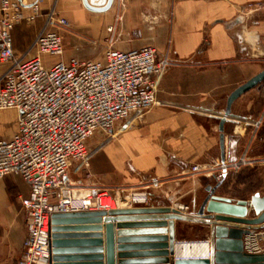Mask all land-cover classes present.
I'll list each match as a JSON object with an SVG mask.
<instances>
[{
	"label": "crops",
	"instance_id": "1",
	"mask_svg": "<svg viewBox=\"0 0 264 264\" xmlns=\"http://www.w3.org/2000/svg\"><path fill=\"white\" fill-rule=\"evenodd\" d=\"M14 1L21 4L25 17L12 32L18 55L32 47L55 8L59 18L70 22L68 29L50 28L62 36L65 62L72 58L102 61L109 49L129 52L146 47L169 57L174 65L156 79L157 103L142 123L126 131L117 124L109 137L100 140L93 149L88 169L71 162L67 180L79 198L87 192L113 190L121 185L125 196L131 198L121 202L118 208H133L127 202L134 194L147 191L149 200L144 206H170L178 210L188 207L185 214L195 213L207 195L206 188L216 182L202 174H192V168L222 160L219 124L225 116L228 98L236 90L231 87L248 82L264 70V0H113L105 12L87 9L83 0ZM87 1L95 8H103L108 3V0ZM37 3L39 10L35 15ZM32 16L36 17L32 20ZM111 25L115 26L113 34L107 31ZM57 61L45 58L47 64ZM8 67L9 64H0V77ZM250 93L234 102L232 115L225 124L227 160H237L245 153L250 159L264 158L249 156L254 142H264V132L261 134V128L256 131L253 127L258 120L264 124V109L257 107L256 96ZM12 111L18 117L11 134H0L5 141L19 133L20 114ZM239 148L244 150L241 152ZM242 172L230 173L217 195L249 200L255 193L264 194V189L245 193L226 191L229 177ZM237 177L240 178L235 181L236 185L243 190L244 176ZM153 179L160 183L150 187ZM29 194V186L19 175L0 180V264H18L23 255L27 227L21 202ZM57 201L52 199L53 203ZM254 214L251 207L248 217L253 218ZM174 224L179 244L210 245L208 225L184 221H174ZM125 230L129 229L114 228L116 236ZM102 233L105 244V230ZM131 244L123 252L116 246V264L120 260L140 262L143 259L139 256L143 249L135 247L140 243ZM261 246L264 250V240ZM119 254L124 257L121 259ZM101 255L102 261L79 257L65 264H106L105 246Z\"/></svg>",
	"mask_w": 264,
	"mask_h": 264
},
{
	"label": "built area",
	"instance_id": "2",
	"mask_svg": "<svg viewBox=\"0 0 264 264\" xmlns=\"http://www.w3.org/2000/svg\"><path fill=\"white\" fill-rule=\"evenodd\" d=\"M38 3L34 6L35 15ZM21 9L18 1L0 0V64H9L0 77V111L14 109L20 114L19 133L9 141L0 138V180L19 175L30 189L29 196L21 202L27 239L18 264H50L52 214L115 210L131 198L124 195L122 187L77 197L67 180L71 162L88 169L92 156L88 148L90 138L98 131L112 133L117 124L124 131L129 130L134 118L151 110L157 103L156 79L174 64L153 47L129 52L109 49L102 61L72 58L65 62L62 36L50 28L68 29L70 22L59 18L55 8L32 47L18 55L12 32L25 19ZM107 31L113 34L115 26H109ZM45 58L58 61L47 64ZM261 125L262 120H258L253 127L257 131ZM252 165L264 167V158L250 159L245 153L237 160L194 166L192 174H202L218 183L230 173L238 174ZM159 183L153 179L149 185ZM54 198L57 203L52 202ZM107 199L115 204V209L104 206L103 200ZM148 200L145 191L134 194L127 204L145 205ZM179 210L185 213L189 208ZM263 240L264 231L246 235L245 252L264 253ZM195 243L201 242H191Z\"/></svg>",
	"mask_w": 264,
	"mask_h": 264
},
{
	"label": "water",
	"instance_id": "3",
	"mask_svg": "<svg viewBox=\"0 0 264 264\" xmlns=\"http://www.w3.org/2000/svg\"><path fill=\"white\" fill-rule=\"evenodd\" d=\"M83 3L91 11L105 12L111 8L113 0H108L103 8L92 7L87 0H83ZM263 81L264 70L238 87L228 98L225 116L220 119L219 124L222 161L226 160L225 124L232 115L234 102ZM224 181L208 186L206 197L197 207L196 212L190 214L170 206L155 207L144 204L110 211L54 213L51 218L50 264H65L79 257L102 261L104 246L106 264H116V246L119 252H123L132 247L131 243H140L135 247L143 249L144 252L139 255L143 259L140 262L120 260L119 264H264V253L250 254L244 250V237L257 230H264V194L255 193L249 200H233L218 196V190ZM251 207L254 208L255 213L253 218L248 217ZM174 221L199 223L210 227V258L176 259L179 243L175 239ZM115 226L118 230H129L120 231L116 236ZM104 230L105 244L102 233ZM81 254L87 256H80ZM122 255L119 254L121 259L124 257ZM96 264L103 263L96 262Z\"/></svg>",
	"mask_w": 264,
	"mask_h": 264
},
{
	"label": "rangeland",
	"instance_id": "4",
	"mask_svg": "<svg viewBox=\"0 0 264 264\" xmlns=\"http://www.w3.org/2000/svg\"><path fill=\"white\" fill-rule=\"evenodd\" d=\"M64 56H65V52H64ZM262 66L264 68V63L262 64ZM242 85L243 84H240V82H238L235 85H233L231 89L232 90L237 89L238 87ZM250 92H251L250 94H253V96H256L257 107L260 108L261 110L264 109V81L261 84H259L256 88L251 90ZM149 111L145 112L142 117L134 118L133 126L140 125L142 123V120L144 119V117ZM17 117L18 116H17L16 111H12V110L0 111V134H11L14 130V122L17 119ZM260 128H261L260 131H262L260 133L263 134L264 124ZM110 134H111L110 132L108 133V132L98 131L92 138H90V140L88 141L90 152L92 153L93 149L96 148V145L100 142V140H102L103 138L106 139L107 137H109ZM239 149L241 152L242 150H244L242 148H239ZM249 156L252 158L261 157V156L264 157V142L261 140L254 142L250 148ZM242 170L243 172L240 175H233L229 177L228 183L226 184V191L228 190L236 191L237 190V191H243V193L246 192V191L244 192V189L240 190L239 189L240 187L236 185V182H235V181L237 182L239 181L238 179L240 177L238 178L237 176H241V175H243L244 177H248L244 182L246 183V185H243L244 188L247 187L246 189L248 190L250 189L251 191H254L255 189H259V190L264 189V169L263 167L258 166V165H252V166L245 167ZM118 187H122L123 189H125L121 185ZM241 188L243 187L241 186ZM124 195L122 196L124 197ZM105 201L107 200H104L103 203Z\"/></svg>",
	"mask_w": 264,
	"mask_h": 264
},
{
	"label": "bare ground",
	"instance_id": "5",
	"mask_svg": "<svg viewBox=\"0 0 264 264\" xmlns=\"http://www.w3.org/2000/svg\"><path fill=\"white\" fill-rule=\"evenodd\" d=\"M111 202L110 199H107L103 204L115 209V204ZM210 251V245L207 243H180L177 246L176 255H178L179 259H207L210 258Z\"/></svg>",
	"mask_w": 264,
	"mask_h": 264
},
{
	"label": "trees",
	"instance_id": "6",
	"mask_svg": "<svg viewBox=\"0 0 264 264\" xmlns=\"http://www.w3.org/2000/svg\"><path fill=\"white\" fill-rule=\"evenodd\" d=\"M248 177H244L243 179H242V181H241V184L242 185H246V183H244L245 182V180L247 179ZM247 188V187H246ZM246 188H244V191H246V192H254V191H259V189H255L254 191H251L250 189L248 190V189H246Z\"/></svg>",
	"mask_w": 264,
	"mask_h": 264
}]
</instances>
